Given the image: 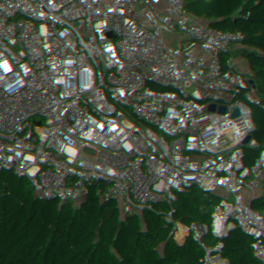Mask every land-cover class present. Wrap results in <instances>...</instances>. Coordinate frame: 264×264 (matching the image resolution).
Listing matches in <instances>:
<instances>
[{"label": "built area", "instance_id": "2783aa9c", "mask_svg": "<svg viewBox=\"0 0 264 264\" xmlns=\"http://www.w3.org/2000/svg\"><path fill=\"white\" fill-rule=\"evenodd\" d=\"M115 1L0 0V59L10 60L0 66V264H210L208 235L239 247L233 225L217 227L191 190L203 166L143 139L154 125L134 107L139 95L88 110L148 55L126 34L167 19L164 0H140L125 30L91 21ZM235 36L209 39L225 47ZM27 73L33 81L20 84ZM236 75L225 67L219 77Z\"/></svg>", "mask_w": 264, "mask_h": 264}, {"label": "trees", "instance_id": "16d2710c", "mask_svg": "<svg viewBox=\"0 0 264 264\" xmlns=\"http://www.w3.org/2000/svg\"><path fill=\"white\" fill-rule=\"evenodd\" d=\"M139 1L116 0L103 18L125 30ZM152 29L126 34L150 51L123 73L118 94L88 110L109 112L139 95L134 107L154 125L145 142L203 166L190 185L204 191L214 224L233 225L240 238L234 248L208 235L210 264H264L247 253L264 252V0H180ZM225 31L236 34L227 46L209 39ZM225 67L240 75L220 78ZM19 80L28 85L33 75Z\"/></svg>", "mask_w": 264, "mask_h": 264}, {"label": "water", "instance_id": "95a60500", "mask_svg": "<svg viewBox=\"0 0 264 264\" xmlns=\"http://www.w3.org/2000/svg\"><path fill=\"white\" fill-rule=\"evenodd\" d=\"M88 15H89L91 21L93 23H95L96 25H98V26H100L102 28H106L107 27V22L105 21V19L102 17V15L99 12H97V11H90L88 13ZM17 54H18V52L12 53L10 55V58L15 59L17 57ZM9 64H10V60L7 57H3V58L0 59V66H2V65H9ZM16 82L19 83V80H17ZM81 84L82 83L77 80V81H74L72 83V86L81 85ZM208 214L210 215L211 218H213V216L211 214V211L208 210ZM167 240L168 241H171L172 240V236H168ZM183 241H184V239L182 237H180L178 239V242L179 243H183ZM195 244H196L195 241H193L192 242V246H194ZM256 257L259 258V259H261V260H263L264 259V252L258 253L256 255Z\"/></svg>", "mask_w": 264, "mask_h": 264}, {"label": "rangeland", "instance_id": "374dc122", "mask_svg": "<svg viewBox=\"0 0 264 264\" xmlns=\"http://www.w3.org/2000/svg\"><path fill=\"white\" fill-rule=\"evenodd\" d=\"M75 16H76V20H77V22H80L81 19L78 18V17H79L78 10H75ZM62 22H63L64 26L67 27V28H69V27L71 26V25H70L68 22H66L65 20H63ZM152 30H153V29H152ZM152 30H150V32H149L150 35H153ZM190 186H191V190L193 191V193H194V195H195V197H196V200H197L198 202H203V201L206 200V197H205V193H204V191H203V190H202L197 184L193 183V184L190 185Z\"/></svg>", "mask_w": 264, "mask_h": 264}, {"label": "crops", "instance_id": "0c3cea01", "mask_svg": "<svg viewBox=\"0 0 264 264\" xmlns=\"http://www.w3.org/2000/svg\"><path fill=\"white\" fill-rule=\"evenodd\" d=\"M179 1H180V0H164L165 8H166L167 10H170V9L176 7V6L178 5ZM152 32H153V30H152ZM153 33H155V32H153ZM155 34H156V33H155ZM197 178H198V177L195 176V177H193L191 180H194V179H197ZM205 202H206V200L203 201V203H205Z\"/></svg>", "mask_w": 264, "mask_h": 264}]
</instances>
